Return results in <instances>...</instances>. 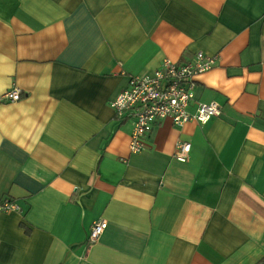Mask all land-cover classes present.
Instances as JSON below:
<instances>
[{"label": "crops", "instance_id": "1", "mask_svg": "<svg viewBox=\"0 0 264 264\" xmlns=\"http://www.w3.org/2000/svg\"><path fill=\"white\" fill-rule=\"evenodd\" d=\"M216 57L129 150L110 101L163 58ZM0 264H264V0H0ZM177 140L187 159L173 156ZM107 225L87 242L91 222Z\"/></svg>", "mask_w": 264, "mask_h": 264}, {"label": "built area", "instance_id": "2", "mask_svg": "<svg viewBox=\"0 0 264 264\" xmlns=\"http://www.w3.org/2000/svg\"><path fill=\"white\" fill-rule=\"evenodd\" d=\"M216 57L196 51L188 61H174L168 57L162 59L158 68L151 74L131 75L126 87L111 101L114 115L120 119H132V129L129 135V150L139 152L142 138L150 130L155 121L166 117L177 125L188 119L198 123H206L220 112L217 102H197L193 113L187 111V106L193 98L195 79L201 73L211 69ZM20 89L16 86L6 90L1 99L17 101ZM188 141L177 140L173 156L179 161H185L189 151ZM19 209L14 202L4 200L0 210ZM107 225L104 218L94 219L89 227L87 242H95Z\"/></svg>", "mask_w": 264, "mask_h": 264}]
</instances>
